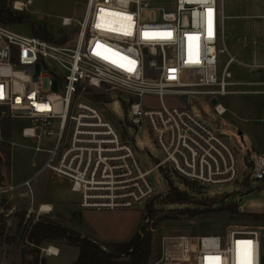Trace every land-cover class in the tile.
Masks as SVG:
<instances>
[{
	"label": "built area",
	"instance_id": "built-area-1",
	"mask_svg": "<svg viewBox=\"0 0 264 264\" xmlns=\"http://www.w3.org/2000/svg\"><path fill=\"white\" fill-rule=\"evenodd\" d=\"M0 4L22 14L33 0ZM59 21L61 27L78 25L73 44L25 36L0 24L1 113L18 126L22 139L36 143V154L45 155L24 182L0 181V200L31 195V182L44 173L67 181L82 210H129L145 204L156 194L149 176L160 170L199 186L264 183V154L244 155L240 168L231 146L188 108L190 97H206L210 104L215 98L213 110L221 117L225 109L219 98L234 94L230 88L238 85L259 87L247 95L264 97V80L230 81L232 63L264 72V59L242 63L224 47L223 0H86L80 21ZM222 53L227 61L219 71ZM102 88L126 94L120 98L127 102V129L145 127L154 137L162 159L152 168L144 169L134 146L122 140L87 97V90ZM145 95L158 98L160 109L142 108L139 100ZM165 95L184 105L166 108ZM45 140H51L48 149H43ZM30 205L21 221L22 236L40 215L52 213L49 205H40L37 212ZM183 241V256L190 250L191 264H260L254 229ZM50 248L42 252L57 257L59 250L54 254Z\"/></svg>",
	"mask_w": 264,
	"mask_h": 264
},
{
	"label": "rangeland",
	"instance_id": "rangeland-1",
	"mask_svg": "<svg viewBox=\"0 0 264 264\" xmlns=\"http://www.w3.org/2000/svg\"><path fill=\"white\" fill-rule=\"evenodd\" d=\"M86 0H33L28 12L22 13L26 22L8 26L14 32L30 36V22L45 25L53 34L55 40H62L65 44H73L79 30L78 25L61 27V18H71L80 21L84 15ZM14 12V11H12ZM16 13V12H14ZM20 14V13H18ZM223 41L227 51L236 60L249 64L252 60L264 59V0H223ZM62 43V44H64ZM223 46L219 43L218 49ZM219 65L227 61L225 53L218 55ZM231 82L259 83L264 80V72L252 71L236 63L228 69ZM92 94H102L106 103H96L103 111V117L119 132L122 140L134 146L138 159L145 170L152 168L162 156L156 146L154 137L143 127H125L130 121L127 112V102L120 98L124 93L106 92L90 89ZM235 92L219 98L218 103L225 109L219 117L215 115L213 106L206 97H190L188 108L191 113L204 120L234 150L239 167L242 168L243 156L251 159L264 154V97L247 95V90L257 92L259 87L234 86ZM91 95V94H90ZM119 95V98H118ZM144 109H160L159 99L145 95L139 100ZM166 108L184 105L171 95L162 97ZM1 117L5 115L0 113ZM0 137V177L3 184L7 182L22 183L29 179L45 159L44 154L34 152L35 142L20 137L18 126L12 127L8 139L9 146H3ZM51 140H45L44 147ZM239 148L240 152L236 149ZM169 180L175 187L184 190L182 180L170 170H166ZM149 181L156 189V194L145 204L137 205L129 210H82L79 208V196L70 192L69 183L65 180L42 174L31 182L32 194L24 197L14 196L11 199L0 200V215L5 219V237L0 239V264H71L77 256L78 250L63 242H44L33 246L26 241L25 232L22 236L21 225L17 215L25 213L31 208L37 212L40 205H54L53 212L48 216L40 215L41 220H50L62 227L75 231L85 238L104 246L106 244L127 242L137 231L145 206L149 203H161L166 196V179L160 171L153 172ZM187 188L200 200L218 198L228 195V201L237 205L241 213L264 214V183L253 182L241 186L227 184L223 186H199L189 183ZM250 193H246L249 192ZM246 193V194H245ZM245 194V195H244ZM59 202H55L57 199ZM32 199V201H31ZM55 200V201H54ZM55 203V204H54ZM59 207V209H58ZM155 215L144 220L147 231L152 236L153 255L149 264H191L190 250L185 256L182 251L183 239L203 236H225L233 229H254L259 233L260 264H264V224H254L242 218H232L227 214L208 210L193 217L179 215L172 206L158 205ZM23 220V219H22ZM14 237L15 241L10 242ZM48 247L59 250L57 257H46L42 250ZM36 261V263H35Z\"/></svg>",
	"mask_w": 264,
	"mask_h": 264
},
{
	"label": "trees",
	"instance_id": "trees-1",
	"mask_svg": "<svg viewBox=\"0 0 264 264\" xmlns=\"http://www.w3.org/2000/svg\"><path fill=\"white\" fill-rule=\"evenodd\" d=\"M23 22H26V18L22 14L14 13L6 5L0 4V24L10 26ZM29 31L30 35L35 38L48 42L64 43L63 39L55 40L52 32L45 25L42 26L30 22ZM87 92L89 93L87 97L91 101L106 103V99L102 94H92L91 90H87ZM1 111L0 109V113ZM12 127V123L6 116H0V137L3 138V146L5 147L9 146L8 139L11 136ZM160 172L166 179V196L161 203H149L145 206L137 231L129 241L106 244V247L109 248V250H106L104 246L101 247L75 231L62 227L50 220L41 219L33 224L26 234L24 233L26 241L33 246H38L44 242H63L76 248L78 256L71 264H149L153 255V242L151 234L146 229L147 226L144 220H148V218H152L155 215L156 210L154 207L158 205L172 206L181 216L193 217L208 210H215L232 218L245 219L255 225L264 224V214L241 213L236 204L228 201V195L224 194L216 196L218 198L200 200L187 188L189 182L181 179L184 184V190H180L169 180V174L167 175L166 171L160 170ZM244 185L247 186V182ZM23 216L24 213L17 215L20 221L17 224L18 228L21 225ZM5 229V219L0 215V239L5 237ZM14 241L15 238L11 237L10 242Z\"/></svg>",
	"mask_w": 264,
	"mask_h": 264
},
{
	"label": "water",
	"instance_id": "water-1",
	"mask_svg": "<svg viewBox=\"0 0 264 264\" xmlns=\"http://www.w3.org/2000/svg\"><path fill=\"white\" fill-rule=\"evenodd\" d=\"M180 99H181V101H183V102L186 101V98H185V97H181ZM216 104H217V100H216L215 98H213V99L211 100V105H212V106H215Z\"/></svg>",
	"mask_w": 264,
	"mask_h": 264
},
{
	"label": "crops",
	"instance_id": "crops-1",
	"mask_svg": "<svg viewBox=\"0 0 264 264\" xmlns=\"http://www.w3.org/2000/svg\"><path fill=\"white\" fill-rule=\"evenodd\" d=\"M256 61H257V60H256ZM258 62H261V61H258ZM69 190H70V188H69ZM70 192H71V191H70ZM55 200H56V201H55ZM55 200H54L55 202H59V203L61 202L59 198H57V199H55ZM54 204H55V203H54ZM49 206L52 207V212H53L54 205H53V206H52V205H49ZM58 209H59V207H58ZM137 224H139V222H138ZM137 226H138V225H137ZM134 234H135V233H134ZM81 236H82V235H81ZM82 237H83V236H82ZM130 239H131V238H130ZM130 239H129V240H130ZM89 240H90V239H89ZM92 241H93V240H92ZM108 243H111V244H112V242H108Z\"/></svg>",
	"mask_w": 264,
	"mask_h": 264
},
{
	"label": "bare ground",
	"instance_id": "bare-ground-1",
	"mask_svg": "<svg viewBox=\"0 0 264 264\" xmlns=\"http://www.w3.org/2000/svg\"><path fill=\"white\" fill-rule=\"evenodd\" d=\"M49 252L55 254V253L57 252V249H55V248H50V249H49Z\"/></svg>",
	"mask_w": 264,
	"mask_h": 264
},
{
	"label": "snow or ice",
	"instance_id": "snow-or-ice-1",
	"mask_svg": "<svg viewBox=\"0 0 264 264\" xmlns=\"http://www.w3.org/2000/svg\"><path fill=\"white\" fill-rule=\"evenodd\" d=\"M209 11H211V10H209Z\"/></svg>",
	"mask_w": 264,
	"mask_h": 264
}]
</instances>
